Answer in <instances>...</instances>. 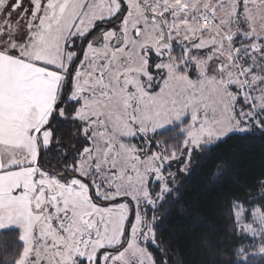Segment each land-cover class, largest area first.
Here are the masks:
<instances>
[{
    "label": "snow or ice",
    "instance_id": "snow-or-ice-1",
    "mask_svg": "<svg viewBox=\"0 0 264 264\" xmlns=\"http://www.w3.org/2000/svg\"><path fill=\"white\" fill-rule=\"evenodd\" d=\"M255 134L264 0H0V264H168L157 213ZM229 178L224 161L203 177ZM252 188L205 264H264Z\"/></svg>",
    "mask_w": 264,
    "mask_h": 264
},
{
    "label": "trees",
    "instance_id": "trees-1",
    "mask_svg": "<svg viewBox=\"0 0 264 264\" xmlns=\"http://www.w3.org/2000/svg\"><path fill=\"white\" fill-rule=\"evenodd\" d=\"M168 135H172L169 133ZM67 135L65 143H67ZM224 161L230 178L220 184L208 185L203 179L212 165ZM264 177V136L255 134L246 139H232L221 144L202 166L189 176L180 189L179 200L170 207L157 230L158 238L166 241L165 249L171 258L168 264H205L206 253L201 241L211 238L214 245L231 250L235 235L232 231L230 203L241 201L247 207V198L257 195L252 185Z\"/></svg>",
    "mask_w": 264,
    "mask_h": 264
}]
</instances>
